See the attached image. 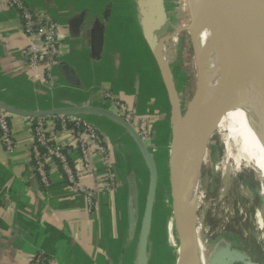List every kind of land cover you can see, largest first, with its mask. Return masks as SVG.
<instances>
[{"label":"crops","instance_id":"1","mask_svg":"<svg viewBox=\"0 0 264 264\" xmlns=\"http://www.w3.org/2000/svg\"><path fill=\"white\" fill-rule=\"evenodd\" d=\"M23 1L58 25L61 50L51 72L52 86L35 84L21 54L27 39L18 12L10 7L0 10V107L10 111L14 142L13 150L6 152L0 140V264H30L37 254L52 257L57 264H170L172 260L166 259L151 240L157 203L162 204L159 217L170 213L174 219L172 201L169 212L159 196L164 177L156 165L157 187L142 254L149 169L130 134L102 113H115L104 98L110 93L125 101L136 117L151 118L150 140L143 143L153 157L159 150L157 131L164 124L160 132L166 143L161 148L166 151L171 139V103L151 50L149 28L154 8L161 3L166 29L165 5L161 0ZM170 74L177 92L172 70ZM57 111L75 113L98 127L111 145L112 182L102 178L105 168L96 158L94 173L78 177L81 185L96 191L91 211L84 196L67 183L58 164L47 167V187L35 176L33 139L26 116ZM54 139L70 153L78 171L75 138L58 130ZM145 175L148 182L144 187ZM167 179L169 182V172ZM110 183H114V190ZM140 186L146 188L145 193ZM220 246L212 253L214 262L217 256L222 257L216 264H225L229 257L235 258L232 264L247 263L236 248Z\"/></svg>","mask_w":264,"mask_h":264},{"label":"bare ground","instance_id":"2","mask_svg":"<svg viewBox=\"0 0 264 264\" xmlns=\"http://www.w3.org/2000/svg\"><path fill=\"white\" fill-rule=\"evenodd\" d=\"M235 1L242 8L246 6L248 20L255 28L254 36L251 35L263 52L261 55H253L247 42L241 45L239 35L243 28L239 27L251 26L247 20L245 25L240 23L223 0H188L191 29L203 56L193 98L172 125L175 198L178 215L189 233L178 264L199 263L198 255H194L188 209L195 210L203 198V192H197L199 167L204 163L207 140L212 134L219 136L236 163L245 160L264 179V40L261 38L258 43L260 18H264L259 15L258 6H264V0ZM157 44L163 47L164 39L158 38L153 47L159 56L163 48ZM192 176L196 181L191 191L188 182ZM255 216L264 240V216L259 211Z\"/></svg>","mask_w":264,"mask_h":264},{"label":"rangeland","instance_id":"3","mask_svg":"<svg viewBox=\"0 0 264 264\" xmlns=\"http://www.w3.org/2000/svg\"><path fill=\"white\" fill-rule=\"evenodd\" d=\"M161 1L168 14V24L163 33V35L168 36V40L165 41L163 47L159 44L157 46L163 48L162 56L164 55V61L174 76L178 92V118L184 113L193 98L198 80L197 76L202 69V54L191 29L192 18L188 0ZM126 15L131 16L130 14ZM239 28H243L240 30L241 35H239L241 45L247 42L246 47L250 49L253 55H261L263 52L258 50L253 40L250 32L251 27L242 26ZM139 53L141 54V52ZM139 53L137 54L140 55ZM256 72L261 73V70L257 69ZM163 125H161L162 130ZM161 129L157 131L160 136L156 138L155 144L159 150L154 153V158L160 177L161 175V178L164 177L160 180L162 192L159 193V196L164 201L167 211L170 212L171 201L173 203L174 199L167 177L170 165L169 152L174 143L170 139L166 151L161 148L162 144L166 143ZM205 150V160L203 161L205 164L201 163L199 167V188H197L198 195L203 192V198L195 210L188 209L198 264H216L212 253L220 248V245L236 248V252L240 253L242 259L247 262L264 264L263 232L258 229L255 216L258 211L264 216V179L245 160L236 163L226 152L224 144L215 133L208 138ZM142 172L145 173L146 171L143 170ZM172 175L176 193L174 171ZM195 181L196 179L192 176V180L188 182L191 191ZM143 182L145 187L146 182H148L146 175ZM143 189L140 186V191L145 193L146 188ZM190 194L192 196V193ZM160 199H157V202H160ZM143 205L144 199L139 214L140 211L142 212ZM161 206V203H157V211L154 212L152 244L155 248L160 249L161 254L165 255L166 259L172 260L170 264H178L181 237L176 218L173 216L174 219H171L170 213H166L167 217H159L161 216ZM191 215L193 216L191 217ZM155 217L159 218L155 220ZM168 227L171 229L169 230ZM163 229H165V233ZM166 246L170 251L165 248Z\"/></svg>","mask_w":264,"mask_h":264},{"label":"built area","instance_id":"4","mask_svg":"<svg viewBox=\"0 0 264 264\" xmlns=\"http://www.w3.org/2000/svg\"><path fill=\"white\" fill-rule=\"evenodd\" d=\"M10 7L18 12L21 19L22 34L27 45L22 49L27 71L35 84L49 88L52 86L51 72L60 55V28L43 11L33 9L23 0H0V10ZM104 98L110 102L115 114L138 129L142 141L150 140L151 118L136 117L125 101L106 93ZM10 111L0 107V140L6 152L13 150V133L9 121ZM32 133L31 159L35 176L40 184H49L47 167L56 163L65 175L67 183L85 198L89 211L94 207L96 191L81 185L79 175L89 176L95 171L94 158L103 165L102 178L112 182L110 166L111 145L103 132L90 122L75 115L26 116ZM70 133L76 140L75 150L80 161L77 171L71 163L70 153L58 145L54 139L57 131ZM114 190V183H110ZM30 264H57L56 260L44 254H37Z\"/></svg>","mask_w":264,"mask_h":264},{"label":"water","instance_id":"5","mask_svg":"<svg viewBox=\"0 0 264 264\" xmlns=\"http://www.w3.org/2000/svg\"><path fill=\"white\" fill-rule=\"evenodd\" d=\"M226 4V6L229 8V10H231L234 13L235 18L242 23L243 25H245L246 20L248 22V24L251 26L250 32L253 34V30H255V28H253V24L248 20V15H247V10L246 6L244 5V7L242 8L241 5H239L235 0H223ZM242 1V0H241ZM260 2V0H259ZM260 4V3H259ZM259 9V15L263 16L264 15V6L263 4H260L258 6ZM154 17L152 22L150 23V34H152L153 36V42L151 43V50H153V47L156 43V41L158 40V38L162 37L164 39V43L166 40H168V36L163 35L164 31H165V22H166V14L165 11L163 9V6L161 3H158L155 8H154ZM264 17V16H263ZM184 29V28H183ZM182 30V29H180ZM259 39H258V43H261V38L264 40V18H260V23H259ZM177 32V31H176ZM175 32V33H176ZM163 35V36H162ZM264 44V43H263ZM261 45V44H260ZM153 54L156 57L157 63H158V67L161 71L163 80L165 82L166 85V89L169 95V99H170V103H171V128H172V124L173 122L177 119V115H178V95L170 74V71L168 69V65L167 63L164 61V59L162 58V54L161 55H156L154 52ZM203 56V54H202ZM4 108V107H1ZM6 109V108H4ZM7 110V109H6ZM102 113H105L107 116H109L111 119L115 120L116 122H118L120 125H122V127L130 134V136L132 137V140L134 141V143L136 144V146L138 147L139 151L141 152L147 166L149 169V175H150V181H149V191H148V195H147V200H146V210H145V219H144V229H143V235L141 238V253L143 254L144 248H145V244H146V235L148 232V227H149V218H150V214H151V210H152V205H153V201H154V195H155V191H156V187H157V180H158V173H157V168H156V164L154 161V157L152 156L151 152L148 150L147 146L143 143V141L141 140V138L139 137V135L137 134V132L135 131L134 127L132 125H130L129 123H127L126 121H124L120 116H118L115 113H111L105 110H102ZM44 114L42 113H36L33 114L31 116H43ZM51 115H75V113H71V112H67V111H57V112H52L50 114L44 115V116H51ZM76 116V115H75ZM171 142L172 141V133H171ZM171 143V144H172ZM171 149H172V145H171ZM170 151V150H169ZM169 181H170V185H171V191H172V195H173V212H174V216L176 218V224L177 227L179 229L180 232V237H181V244H180V248H179V255H180V250L181 247L185 244H187L188 242V235L189 233L187 232L186 229H184L183 225H182V220L179 217V213H178V202L175 198V191H174V186H173V167H172V157H171V151L169 152ZM136 188L133 186V197H136ZM194 245V243H193ZM195 250H194V255H197V250L196 247L194 246ZM221 255L217 256V258L215 259V263L216 261H220L221 260ZM235 260L234 257H229V259H227L225 264H232V262ZM246 264H253L250 262H247Z\"/></svg>","mask_w":264,"mask_h":264}]
</instances>
